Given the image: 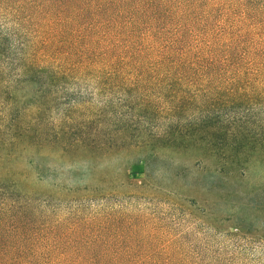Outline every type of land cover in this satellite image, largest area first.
I'll list each match as a JSON object with an SVG mask.
<instances>
[{"label": "rangeland", "instance_id": "374dc122", "mask_svg": "<svg viewBox=\"0 0 264 264\" xmlns=\"http://www.w3.org/2000/svg\"><path fill=\"white\" fill-rule=\"evenodd\" d=\"M92 42L199 52L222 70L189 77L171 114L159 91H101L83 69L17 85L26 45L73 57ZM15 93L38 127L101 129L129 150L9 163L27 176L0 200V264H264V0H0V121ZM191 130L202 146L174 145Z\"/></svg>", "mask_w": 264, "mask_h": 264}, {"label": "trees", "instance_id": "16d2710c", "mask_svg": "<svg viewBox=\"0 0 264 264\" xmlns=\"http://www.w3.org/2000/svg\"><path fill=\"white\" fill-rule=\"evenodd\" d=\"M87 54L85 51L72 53L73 57H59V50L45 43L26 45V53L20 58L22 77L17 79V85L23 82V78L30 74L48 73L52 86L58 83L68 71L84 70V75L91 78L94 85L101 91L118 89L124 92L137 89H155L159 91L160 97L168 103L167 114L180 113L188 103V99L179 96L182 87L188 86L189 77H205L212 73L220 72L221 66L216 63L215 57H206L203 53H194L188 58L182 54L176 56L177 50L164 51L156 49V52H141L132 50L129 45L123 49L119 45L109 44L101 51L98 50L99 42L89 43ZM43 52V53H42ZM43 54V55H41ZM61 55V54H60ZM53 57V58H52ZM143 57V59H141ZM51 58L53 60H51ZM147 58V61H142ZM49 61L48 65H42L43 61ZM222 58L221 62H225ZM224 68V67H223ZM224 68L223 72H226ZM245 69L242 65L232 66L230 74L239 76ZM212 82L206 81L203 85L210 86ZM240 84H246L238 81ZM197 84V83H195ZM228 84V83H227ZM229 86H234L230 82ZM221 86V84L219 85ZM212 87L220 88L213 84ZM18 93V92H17ZM179 93V94H178ZM9 102L5 109L4 120L0 121V169H4L0 178V200L14 199L20 196L14 193L19 187V182L27 176L23 170L8 167L16 161L21 154L31 153L35 157L42 158L44 155H54L58 158L72 156L86 158L120 153L129 150L128 147H119L118 141L108 137L101 129L96 133L70 134L71 128L61 124L58 127H38L26 115L19 116L18 100L16 93L7 95ZM145 99H141L139 106L148 107ZM43 103H39V106ZM70 108L64 113L67 120ZM201 127H204L203 123ZM198 129V128H197ZM179 133L178 127H167L162 137L169 135L170 140H176ZM205 140L199 134L191 132L183 133L180 140L174 143L185 147H200L201 141ZM161 138L159 142H161ZM127 142V141H122ZM162 143V142H161ZM164 144V143H163ZM165 144H170L165 143ZM138 165L137 163H134ZM44 171L39 169L37 176L41 177ZM0 201V202H1Z\"/></svg>", "mask_w": 264, "mask_h": 264}]
</instances>
